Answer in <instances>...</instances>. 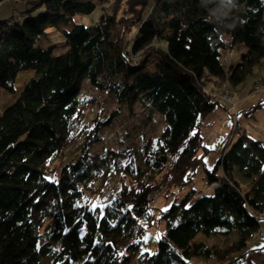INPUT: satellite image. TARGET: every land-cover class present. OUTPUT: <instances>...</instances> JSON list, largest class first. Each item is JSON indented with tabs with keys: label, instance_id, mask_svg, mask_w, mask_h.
I'll return each instance as SVG.
<instances>
[{
	"label": "trees",
	"instance_id": "trees-1",
	"mask_svg": "<svg viewBox=\"0 0 264 264\" xmlns=\"http://www.w3.org/2000/svg\"><path fill=\"white\" fill-rule=\"evenodd\" d=\"M98 7L96 23L75 21ZM21 14L0 20V89L13 93L23 70L39 76L0 115V264H195L194 256L226 261L233 253L227 264H236L258 250L240 253L264 214V143L244 131L205 169L214 193L193 190L172 203L155 252L142 244L151 194L174 196L204 165L200 126L219 105L209 85L237 88L264 62V0H37ZM53 31L68 46L59 56L48 46ZM237 45L246 51L226 65ZM84 80L117 109L80 97ZM136 106L163 117L155 146L92 153L120 110L134 118ZM238 171L251 180L247 190ZM112 177L121 186L105 205L79 204ZM234 230L238 239L224 250L195 242L200 232Z\"/></svg>",
	"mask_w": 264,
	"mask_h": 264
},
{
	"label": "rangeland",
	"instance_id": "rangeland-1",
	"mask_svg": "<svg viewBox=\"0 0 264 264\" xmlns=\"http://www.w3.org/2000/svg\"><path fill=\"white\" fill-rule=\"evenodd\" d=\"M37 0H21L20 2L15 0V4L19 5V10L15 7V18L13 14L7 18L0 20L14 21L17 17L21 16L24 10H26L27 2H33ZM153 2V0H150ZM17 5V6H18ZM31 7V6H28ZM39 9L35 10V14ZM21 12V13H20ZM102 14V8L98 7L94 13L88 16H76L75 21L84 25H92L96 23ZM1 17V16H0ZM4 17V16H3ZM50 44L49 47H53V56H59L68 51L65 38L58 31H53L49 35ZM246 51L244 46L237 45L234 49L227 52L224 56V60L228 61L227 65H235L240 60V55ZM39 73L36 69H28L19 72L14 80V92H8L4 89H0V115L3 111L11 106L17 98H19L25 88V86L34 78H37ZM86 81V82H85ZM256 83L259 85V89H256ZM246 86L248 90L242 88ZM215 98V101L219 105L215 110L210 112L202 119L200 131L203 136L204 145L209 149L208 153H205L202 149L198 153V157H202L204 165L199 166L194 173L193 182L183 188L175 189L174 196L168 198L162 194L161 191L155 190L150 198V225L146 224L147 230L143 236L142 251H148L154 253L157 247V241L166 230V221L163 218L165 211L172 205V203H180L184 197L191 191L195 190L196 195L211 196L214 193L215 184H209L205 175V169H212L228 150L231 145L230 137H234L232 143L236 141L242 131L245 134L255 140L264 143V62L258 65L253 73L246 79L244 84L234 88L229 87L228 82L224 83L219 88L209 85ZM222 88H225L222 90ZM214 89V90H213ZM222 90V91H221ZM245 93L243 96L248 95L249 91H253L255 95H249L245 101H241L239 95L241 91ZM228 93L232 95L233 102L236 103L234 107L233 103L229 100H220L216 96L224 95ZM95 95L98 97L103 105L110 109H117V104L112 96L106 93H97L93 90L84 80L80 85L79 96ZM224 104V108L221 105ZM260 102L263 104L259 105ZM240 103V104H239ZM119 119L115 120L113 125L106 127L102 130V140L99 143L94 144L91 147V152L94 154H102L107 148L126 149L128 152L135 150L141 153V147L143 142H150L152 147L155 146V140L161 134L165 128L163 117L158 113H148L146 110H142L141 107L136 106L134 118H131L129 113L125 109L120 110ZM139 154L138 158H140ZM237 179L242 185L243 190H247L250 187L251 180L245 178L239 171L237 172ZM100 184H97L99 187ZM121 186L120 179L112 177L104 186L101 187L100 193H84L79 201L80 205H87L90 208H94L97 205H105L111 200ZM166 209V210H164ZM260 229L256 234V237L249 241L246 249L240 253L248 251L240 262L236 264H264V246L262 249L261 244L264 243V214L260 217ZM238 239V234L234 230L229 236L213 235L207 236L203 232H200L195 242L203 243L208 247H215L217 249L229 248ZM232 255L226 261H219L216 259L206 260L201 256H194L192 261L195 264H227L232 260ZM234 259V258H233ZM51 259H45L40 264H51ZM135 264V263H134Z\"/></svg>",
	"mask_w": 264,
	"mask_h": 264
},
{
	"label": "crops",
	"instance_id": "crops-1",
	"mask_svg": "<svg viewBox=\"0 0 264 264\" xmlns=\"http://www.w3.org/2000/svg\"><path fill=\"white\" fill-rule=\"evenodd\" d=\"M15 2V0H6V1H4V2H2V3H0V19H2V18H7L8 16H10V15H12V14H14L15 13V7L17 8V7H19V5L18 4H15L14 3ZM18 5V6H17ZM4 16V17H3ZM242 88H244V89H246V90H248V88L246 87V86H243ZM225 88H222V90H224ZM214 90V89H213ZM221 90V91H222ZM245 93V90L242 92L241 91V93H240V95H239V98H240V103H242L243 101H245L247 98H249L248 96L249 95H255V94H253V93H255V92H253V91H249V94L248 95H245V96H243V94ZM242 101V102H241ZM220 102V101H219ZM239 103V104H240ZM220 106H222L223 108H224V104H223V102H221V105ZM244 132H246V130L244 131Z\"/></svg>",
	"mask_w": 264,
	"mask_h": 264
},
{
	"label": "built area",
	"instance_id": "built-area-1",
	"mask_svg": "<svg viewBox=\"0 0 264 264\" xmlns=\"http://www.w3.org/2000/svg\"><path fill=\"white\" fill-rule=\"evenodd\" d=\"M224 63L227 65L228 64V61H226V62L224 61ZM255 88L256 89H259V85L257 83H256ZM214 95H216V94H214ZM231 96L232 95H230L228 93H225L224 95H221V96L218 95L216 97H218L220 100H222V99L225 100V101L226 100H229V102L233 103L234 104L233 106L236 107V103L233 102V97H231ZM233 139H234V137H230L229 138V140L231 141V143H232Z\"/></svg>",
	"mask_w": 264,
	"mask_h": 264
},
{
	"label": "snow or ice",
	"instance_id": "snow-or-ice-1",
	"mask_svg": "<svg viewBox=\"0 0 264 264\" xmlns=\"http://www.w3.org/2000/svg\"><path fill=\"white\" fill-rule=\"evenodd\" d=\"M54 179V178H53ZM131 207V206H130ZM164 210H166V209H164ZM65 231H67L66 229H65ZM109 243H111V242H109Z\"/></svg>",
	"mask_w": 264,
	"mask_h": 264
},
{
	"label": "clouds",
	"instance_id": "clouds-1",
	"mask_svg": "<svg viewBox=\"0 0 264 264\" xmlns=\"http://www.w3.org/2000/svg\"><path fill=\"white\" fill-rule=\"evenodd\" d=\"M230 27L232 26V25H229Z\"/></svg>",
	"mask_w": 264,
	"mask_h": 264
}]
</instances>
